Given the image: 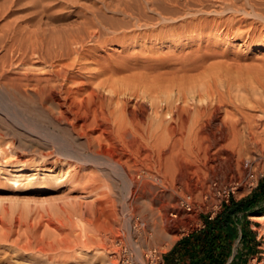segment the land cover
Masks as SVG:
<instances>
[{"label":"rangeland","instance_id":"1","mask_svg":"<svg viewBox=\"0 0 264 264\" xmlns=\"http://www.w3.org/2000/svg\"><path fill=\"white\" fill-rule=\"evenodd\" d=\"M14 1L0 0V59L4 57L7 70L28 74H42L49 70L48 63H36L31 57L22 62L17 54L6 53L4 46L11 43L7 36H12V33H15L13 41L19 45L22 44L19 40L26 45L27 40L34 37L39 40V45L44 46L66 41L70 36L80 40L83 48L80 50L78 46L77 51H85L84 56L76 58L70 55L63 61V64L76 61L73 68L65 70L71 76L68 84L74 82L75 85L68 87L73 88L79 98L88 97L104 79L116 84L134 71L139 73L135 70L139 69L138 66H152L154 62V65L161 66L160 63L163 65L164 62L169 65L177 58L187 59L202 52L211 55L207 66L223 61L231 64L237 59L238 63H235L240 68H233L231 75H239L238 79L242 81L234 93L247 97V102L250 98L253 101L250 103L257 104L261 109L249 102V105H245L248 103L243 101L246 114L255 118L257 136L254 138L256 141L252 140L250 154L243 156L244 161L248 160V167L244 170L238 165L236 174L228 182L222 183L213 177L217 170L203 157L199 161V169L192 173L193 182H146L144 161L141 162L136 156L133 158L113 137L103 134L102 139L100 137L94 142L96 152L102 151L98 157L88 155L82 139L76 141L78 151L88 155V161H91L84 167L77 165L72 168L70 174L81 178L78 185H73L66 182L65 177L56 183L48 182L46 179L56 174H65L66 167L57 163L54 171L48 173L45 169L50 165L45 161L38 179L30 183L29 178L23 177L14 182L11 176L13 170L21 163L26 166L24 161L39 159V153L45 154L46 147L53 148L51 141H57L59 134L64 136L66 130L48 123V117L45 114L43 118L41 116L43 112L39 113V118L37 115L36 119H28L2 106L0 264H116L113 254L120 246L131 248L136 256L149 247L159 248L166 254L181 237L202 229L204 219L215 217L224 204H229L230 200L244 199L254 191L264 176V41L261 40L259 24L248 30L242 23L247 17L242 12L229 14V11L221 15L224 17L222 22L218 20L212 23L213 19H218L215 12L226 9V0ZM238 3L243 4L241 0ZM149 6L153 7V12ZM123 9L133 17L144 19L138 22L141 26L136 25L132 16L123 17L120 14ZM230 15L231 18H228ZM161 19L163 22L165 20V24L169 23L168 28L156 30L153 25ZM166 19L171 20L168 22ZM92 32L96 36L91 41ZM171 60L173 62L168 64ZM134 64L137 66H132ZM256 77L260 78L261 86L253 80ZM10 130L15 131L12 133ZM49 133L52 137L48 136ZM99 135L100 131L93 134L95 138ZM103 139L111 146H105ZM98 143L101 144L100 150ZM58 159L61 161L63 156ZM116 160L122 163L119 161L118 164ZM114 162L119 168L113 165ZM117 169H120L119 172ZM123 174L129 185L122 179ZM93 178H98V181L85 187V181ZM152 195L155 198H151ZM186 207H190V210L187 211ZM249 215L253 216L243 222L242 214H239L237 230L239 232L242 226L250 229L255 234L256 248L247 255L243 264H264V225L253 219L264 214Z\"/></svg>","mask_w":264,"mask_h":264},{"label":"bare ground","instance_id":"2","mask_svg":"<svg viewBox=\"0 0 264 264\" xmlns=\"http://www.w3.org/2000/svg\"><path fill=\"white\" fill-rule=\"evenodd\" d=\"M17 1L20 2L21 0ZM226 1H228L226 2V9L215 12L218 19H211L212 23L223 20L224 17L222 18L221 15L225 11H229V14L242 12L247 17V19H243L242 23H245L248 30H252L255 25L259 24L262 29L261 40L264 41V0H241L243 2L241 5L238 3L240 0L238 2L237 0ZM148 8L153 12V7L149 6ZM198 12L202 13L201 10ZM120 14L123 17L131 18L132 16L136 25L138 22H142L140 20L144 21V19L129 15L125 9L121 10ZM231 15L228 18H231ZM161 21L153 25L156 30L168 28L167 24L169 23L165 24V20L164 22ZM197 25L195 26L197 27ZM138 26H141V24H138ZM12 34V36H7L11 43L4 46L6 53L10 55L17 54L22 62L27 57H31L36 63H48L49 70L42 72V74L14 72L7 70L4 57L1 58L0 110H2V106H7L18 116L28 119H33V117L36 119L37 115V118H39V113L43 112L41 116L43 118L45 114L48 117V123L50 122L56 128L62 126L66 130L64 136L59 134L57 137L55 135L58 139L57 141H51L54 143L53 148L45 146L47 152L45 154L40 152L41 157L39 159H30V161L27 159L28 161H24L26 166L19 163L20 165L13 170L15 174H11L15 183L23 177L25 179L29 178L31 183L33 180L38 179V173L42 171L41 166H44L45 163L50 165L45 169L48 173H52L54 166L58 163L61 167H66V173L63 175L56 174L46 180L50 183H56L65 177L66 182L73 185L77 183L78 185L81 178L78 175L70 174V171L77 165L78 167H84L89 164L91 160L88 161V155L101 156L102 151H99L100 153L96 152L94 142L100 137L102 139L103 134L113 137L130 156H136L140 158L141 162L144 161L146 167L144 178L146 182L150 183L172 182L182 184L193 182L192 173L199 169L201 157L209 160L211 167L217 170L212 176L218 178L222 183L230 181L236 174L238 165H241L244 170L248 167L246 165L248 160L244 161L243 156L250 154L251 143L257 133L255 132V118L244 111L245 106L243 103L247 102V99H245L247 97H239L240 94L236 96V93H234L236 87L240 86L238 83L242 81L238 79L239 75H236L237 77L232 76L233 68L234 70L240 68L235 63L238 61L237 59L234 63L232 61L231 64L223 61L217 65L213 64L214 66H207L206 62L211 55L200 52V54L193 57L189 56L187 59L176 57L177 59L174 62L172 60L168 61V64L173 62L169 65H165V60L164 63L162 62L163 65L160 63L161 66L154 65V62L152 66L148 64L149 67L138 66L139 69L135 68V70H138L139 73L134 71L135 73H132L129 77L128 75L124 78L121 77L120 82L116 84L110 83L109 79H104L106 81H100L95 87L96 89L89 93L88 97L86 95L87 98H79L77 92L71 88L74 82L71 83L72 85L68 84L71 76L65 70L73 68L76 61H70L72 62H69L70 64H63V61L67 60L70 55H75L76 58L84 56L85 51H77L78 46L80 50L81 47L83 48L80 40L78 41L76 37L70 36L66 38L68 40L64 39L66 41L62 39L63 42L56 41L53 44L50 43V45L44 46L39 45V40L34 37L35 39L27 40L28 44L26 45L23 44V40H19V43L22 41V44L19 45L13 41L15 33ZM95 36L94 32L90 36L91 41ZM84 50L86 49L84 48ZM75 56H73V60ZM132 60L130 61L132 62ZM8 64L11 65V63ZM253 80L261 86L262 83L259 77ZM68 85L71 87L69 86V88ZM232 94H235V96ZM249 100L251 101L250 98ZM250 101L248 102L250 103ZM249 103L245 105H249ZM254 106L256 108L257 104ZM253 108L251 107V109ZM248 111L250 110L248 109ZM33 126L35 127V125ZM14 131L11 132L14 133ZM97 131H100V135L95 138L93 134ZM47 133L45 134L47 135ZM49 137H52V135ZM80 139L85 142V146L89 151L88 155L78 151L77 146L79 145L76 141ZM257 141L259 142V140ZM103 142L105 146H111L106 139H103ZM262 143L264 144L263 141ZM79 144L81 145V143ZM97 147L100 150L101 144L98 143ZM103 148L105 149V147ZM106 152L103 151V155ZM60 156H63L61 161L58 159ZM91 158L93 159V157ZM252 158L254 159V157ZM44 161L45 163H43ZM114 163L115 166L117 162ZM203 163L204 161L202 165ZM28 169L31 171L25 172ZM119 170L117 169L118 172ZM122 179L128 184L125 175L122 176ZM97 181L98 178L87 179L85 187ZM151 198H155V196L152 195ZM253 219L264 225V216ZM38 250L42 251L40 248Z\"/></svg>","mask_w":264,"mask_h":264},{"label":"trees","instance_id":"3","mask_svg":"<svg viewBox=\"0 0 264 264\" xmlns=\"http://www.w3.org/2000/svg\"><path fill=\"white\" fill-rule=\"evenodd\" d=\"M239 214L243 222L249 214H264V176L249 196L239 201L230 200L215 217L205 218L204 227L179 241L164 258V264H182L187 256L192 259L191 264H225L238 238ZM245 228L241 229L242 242L245 241ZM199 255L202 259H197Z\"/></svg>","mask_w":264,"mask_h":264},{"label":"crops","instance_id":"4","mask_svg":"<svg viewBox=\"0 0 264 264\" xmlns=\"http://www.w3.org/2000/svg\"><path fill=\"white\" fill-rule=\"evenodd\" d=\"M252 216L253 215H248L246 218L248 219V218H250ZM261 216H264V215H261ZM257 217H260V216H257ZM253 218H255V217H253ZM200 230L201 229L192 231L189 234L195 233V232H199ZM244 233H245V241L242 242V241H240L241 230L238 232V238L232 244L230 255L228 256L225 264H243V262L245 261V258L247 257V255L249 253H251L254 248H256L254 246L255 234L248 228L244 229ZM189 234L181 237L178 241H176L172 245V247L169 249V251L166 254H164V258L170 253V251L174 248V246L179 241H181L184 237H187ZM188 251L192 252L190 249ZM199 258L202 259L201 255H199L197 259H199ZM191 262H192V259L189 258V256H187L185 259L182 260V264H191Z\"/></svg>","mask_w":264,"mask_h":264},{"label":"built area","instance_id":"5","mask_svg":"<svg viewBox=\"0 0 264 264\" xmlns=\"http://www.w3.org/2000/svg\"><path fill=\"white\" fill-rule=\"evenodd\" d=\"M186 209L189 211L190 207H186ZM113 258L116 264H164V253L156 247L146 248L139 256H136L131 248L120 246L118 251L113 254Z\"/></svg>","mask_w":264,"mask_h":264}]
</instances>
